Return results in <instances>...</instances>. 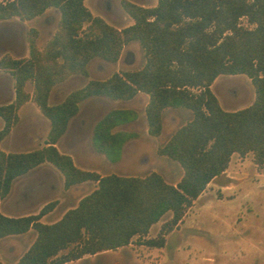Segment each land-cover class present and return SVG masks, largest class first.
I'll return each instance as SVG.
<instances>
[{"label":"trees","instance_id":"trees-1","mask_svg":"<svg viewBox=\"0 0 264 264\" xmlns=\"http://www.w3.org/2000/svg\"><path fill=\"white\" fill-rule=\"evenodd\" d=\"M121 6L133 19L124 27L94 15L85 0L0 1V21L31 20L49 8L59 14L56 30L42 47L37 43L39 30L30 27L28 56L4 53L0 57V71L13 77L15 88L14 100L0 104L4 123L0 143L29 100L49 121L42 147L8 153L0 149V201L16 178L43 163L62 174L66 189L96 182L90 193L53 223L42 222L41 217L53 210L56 201L36 214L0 212V239L31 229L36 232L15 264H64L127 246L135 237L139 245L162 248L166 231L177 226L207 185L226 172L233 154L251 153L253 162L264 167V0H157L153 6L122 0ZM133 41L144 51L141 68L90 79L62 101L49 102L54 86L73 75L87 77L93 59L117 62ZM220 75H246L255 91L253 102L236 110L224 109L211 88ZM139 93L148 95L145 116L152 136L162 132L165 109L192 112V118L158 148L159 154L183 169L177 183H169L155 171L145 176L102 175L78 167L71 155L59 150L57 143L83 101L98 96L128 101ZM138 117L134 108L107 111L93 127V149L118 162L125 144L138 136L120 127ZM168 212L171 218L160 234L146 238Z\"/></svg>","mask_w":264,"mask_h":264},{"label":"rangeland","instance_id":"rangeland-1","mask_svg":"<svg viewBox=\"0 0 264 264\" xmlns=\"http://www.w3.org/2000/svg\"><path fill=\"white\" fill-rule=\"evenodd\" d=\"M121 1L85 0V4L92 13L105 17L109 23L117 27H124L132 22V19L123 10ZM135 2L153 6L157 0ZM50 13L48 21L37 18L27 24L24 22L10 24L18 31L23 30L25 38L30 26H38L43 44L58 24L57 12ZM241 22L247 24L245 18ZM10 24H2L1 27L5 29ZM8 50L13 51L10 47H4L2 52ZM144 63L143 48L137 41L130 42L124 47L117 62L93 59L88 65L87 77L73 75L57 85L51 103L60 102L70 91L85 85L90 79H106L114 72L141 68ZM6 78L11 82L10 76L7 75ZM252 86L246 75H220L212 87L224 109L236 110L251 104L249 87ZM147 102L148 95L145 93H139L128 101H115L100 96L86 99L81 103L78 114L72 118L66 134L61 138L59 149L73 155L78 165L100 174L145 176L155 171L169 183H177L183 175V169L176 161L159 154L158 148L178 127L192 118V112L181 108H167L163 113L161 134L152 136L148 133L145 116ZM116 107L134 108L138 111L137 120L120 127L134 130L138 136L126 143L121 159L113 163L93 149L91 139L97 120ZM18 113L17 133L26 134L35 141L18 149L35 148L39 142L44 141L49 121L32 100ZM95 186L96 182L89 181L74 191L67 190L59 172H55L52 192L36 200L30 208L15 209V206L19 205L23 189V182L18 180L10 196L2 199L1 207L8 208L14 213L34 214L48 202L56 201L50 216L44 218L53 223L68 209L75 207L80 198L90 193ZM171 215V212L166 213L154 224L146 238L157 237ZM165 235L166 245L162 248L139 245L135 237L127 246L86 257L84 255L81 260L64 264H264V167H258L253 162L251 153L243 157L234 154L227 171L207 185L193 205L187 209L182 221L166 231ZM35 237L36 232L31 229L24 237L13 236L0 241V263L15 264Z\"/></svg>","mask_w":264,"mask_h":264},{"label":"crops","instance_id":"crops-1","mask_svg":"<svg viewBox=\"0 0 264 264\" xmlns=\"http://www.w3.org/2000/svg\"><path fill=\"white\" fill-rule=\"evenodd\" d=\"M2 1V0H0ZM133 2H135V0H131ZM137 3V2H135ZM91 10V9H90ZM50 12H57L56 9L54 8H49L45 11L44 14H42L41 16H37L35 17L34 19H31V20H20L18 18H12V19H8V20H4V21H0V57L4 54V53H10L13 57H27L28 56V53H29V46H28V41H27V38H25L23 36V30L20 29V31L16 30L15 28H13L11 26V24L14 22H18V24H20V22H24V23H28V22H33L35 19L37 18H44L45 21H48L50 19V16H51V13ZM58 14V12H57ZM94 14V13H93ZM96 15V14H94ZM103 17V16H102ZM105 20L106 18L103 17ZM58 19H59V14H58ZM132 19V18H131ZM11 23V24H10ZM133 23V19H132V22H130L128 25L132 24ZM2 24H10V26H8L7 28L5 29H2ZM30 27H36L38 30H39V36L37 38V43L40 47H42L44 45V43L46 42V40L48 38L51 37V35L54 33H52L46 40L45 42L42 44L41 43V40H40V28L38 26H30ZM29 27V28H30ZM57 28V26H56ZM56 30V29H55ZM54 30V31H55ZM39 40H40V43H39ZM4 47H10L11 49H13V51H3ZM18 53H22L21 55L18 54ZM0 104H7V103H10L14 100L15 98V88H14V79L13 77L7 73V72H4V71H0ZM8 76H10L11 78V82H9V80L6 78ZM70 78V77H69ZM66 81V80H65ZM64 82V81H63ZM62 83V82H61ZM59 83V84H61ZM57 84V85H59ZM56 85V86H57ZM56 86H54V88L52 89L51 93H50V97H49V102L51 103V97H52V94L56 88ZM213 86V84H212ZM211 86L212 90L214 89L213 87ZM29 90L31 91L32 90V87H29ZM214 92V91H213ZM249 92L251 94V102H253L254 98H255V91H254V88L253 86L250 88L249 87ZM147 95V94H146ZM65 98V97H64ZM2 99V100H1ZM6 99V100H5ZM31 101V100H29ZM28 101V102H29ZM62 101V100H61ZM58 103V102H57ZM26 104V103H25ZM24 104V105H25ZM51 104H55V103H51ZM23 105V106H24ZM81 105V104H80ZM22 106V107H23ZM21 107V108H22ZM38 107V106H37ZM20 108V109H21ZM19 109V110H20ZM166 110V109H165ZM19 112V111H18ZM19 114V113H18ZM72 120V119H71ZM71 122V121H70ZM131 123V122H130ZM3 120L0 118V129H2L3 127ZM70 125V123H69ZM125 125V124H124ZM69 128V126H68ZM68 130V129H67ZM48 132V131H47ZM67 132V131H66ZM17 124L12 128L11 132L1 141L0 143V149L5 151V152H27V151H30V150H33V149H36V148H39V147H42L44 145V141L43 142H39V144L35 147V148H30V149H27V150H19L18 148L23 146V145H30L32 142H35L33 139H30L31 137H29L28 135L26 134H22V135H17ZM66 134V133H65ZM64 134V135H65ZM63 135V136H64ZM47 136V134H46ZM46 138V137H45ZM61 140V139H60ZM59 140V142H60ZM132 140V139H131ZM59 142L57 143V147H58V144ZM129 142V141H128ZM126 145V144H125ZM125 147V146H124ZM59 148V147H58ZM60 150V149H59ZM124 150V148H123ZM61 151V150H60ZM63 152V151H61ZM64 153H67V152H64ZM98 153V152H97ZM69 155H71L70 153H67ZM235 154H238V153H235ZM123 155V153H122ZM239 155V154H238ZM73 160H74V163L82 168V169H85V170H90V169H87V168H83L82 166L78 165L75 158L73 157V155H71ZM234 157V154L232 155V158H231V161ZM114 163V162H113ZM231 163V162H230ZM230 165V164H229ZM95 171V170H93ZM227 171V170H226ZM55 172H59L53 165L49 164V163H43L41 165H39L38 167L30 170L29 172H27L26 174L16 178L12 184V188H11V191L9 192V194L7 196H10V194L12 193L13 189H14V185L16 184V182L18 180H21V182H23V189L21 191V197H20V201H18L19 205L16 207L15 206V209H24V208H30L32 207L35 203L36 200L40 199L42 196L46 195L47 193H49L50 191L52 192L53 189H54V173ZM97 172V171H96ZM99 173V172H98ZM59 174L61 175V178H62V181H63V185H64V179H63V176L62 174L59 172ZM104 175V174H102ZM89 182V181H87ZM87 182H83V183H80V184H76V185H73L71 186L70 188H68L67 190H76V188H78L79 186H81L82 184H85ZM30 196H33V198H31ZM6 198V197H5ZM37 198V199H36ZM1 203H2V200L0 201V212L3 213L4 215H7V216H23V215H29V214H32L31 212H18V213H14V212H11L10 209L8 208H2L1 207ZM41 208V207H40ZM54 209V208H53ZM52 212V210L50 212H48L47 214L43 215L41 217V221L42 222H45V223H52V222H48L47 220H44V218L50 216V213ZM34 214H36V212H34ZM62 217V216H61ZM60 217V218H61ZM59 218V219H60ZM58 220V219H57ZM55 220V221H57ZM54 221V222H55ZM30 231V230H29ZM28 231V232H29ZM26 233H23V234H18V235H10V236H7L5 238H2L0 239V241L2 240H6L8 238H11L13 236H17V237H24ZM35 239V238H34ZM33 239V241H34ZM32 241V242H33ZM32 242L28 245V247L25 249V251L30 247V245L32 244ZM20 245V244H19ZM24 251V252H25ZM23 252V253H24ZM22 253V254H23ZM91 254L89 255H85L84 257L86 256H90ZM83 257V258H84ZM81 260V258L79 259Z\"/></svg>","mask_w":264,"mask_h":264},{"label":"flooded vegetation","instance_id":"flooded-vegetation-1","mask_svg":"<svg viewBox=\"0 0 264 264\" xmlns=\"http://www.w3.org/2000/svg\"><path fill=\"white\" fill-rule=\"evenodd\" d=\"M78 114V113H77ZM76 116V115H75Z\"/></svg>","mask_w":264,"mask_h":264}]
</instances>
